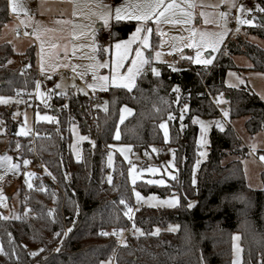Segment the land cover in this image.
<instances>
[{
  "label": "trees",
  "instance_id": "obj_1",
  "mask_svg": "<svg viewBox=\"0 0 264 264\" xmlns=\"http://www.w3.org/2000/svg\"><path fill=\"white\" fill-rule=\"evenodd\" d=\"M257 6L264 8V0H256L254 23L230 34L213 64H189L176 71L164 64L158 76L142 72L131 91L110 87L108 111H94L96 126L90 125V96L70 93L67 103L62 94L53 97L57 119L35 126V152L48 172L37 173L33 187L23 190L19 218H0V264H231L235 231L241 236L243 264H264V171L263 186L255 190L247 184L241 159L225 161L230 154L248 153L232 126L211 128L208 158L199 168L196 183H192L198 150V126L193 117L220 114L211 95L228 96L229 117H246L248 133L264 131V100L249 87L225 83L229 69H242L234 63L237 55L251 60L250 69L264 72V48L249 40L251 35L264 39V12ZM9 20L8 1L0 0V33ZM135 26V21H113L108 33L98 32L97 44L108 47L125 39ZM15 54L11 43L0 44V93L15 95L17 88L34 92L38 79L36 47L29 46L18 65L10 64ZM97 54L106 57L110 51ZM177 86L179 92L174 91ZM124 104L131 106L133 113L120 125L121 140L143 152L154 145H170L177 166L175 179H168L166 185L140 182V190L160 195L178 193V207L143 205L134 208L131 220L124 215L127 208L121 199L127 207L134 206L127 165L116 156L113 167H108L109 146L116 141ZM185 105L188 108L181 120ZM169 112L174 119H168ZM0 117L14 136L16 124L8 110L0 108ZM163 119L170 123L167 144L160 128ZM71 122L78 123L90 138L83 143L81 160H75L70 150ZM15 141L11 140L9 147L15 146ZM25 141L26 155L34 157L28 150L32 136L27 135ZM192 198L196 203L188 208ZM172 223L179 224L177 231L167 229ZM133 224L143 234L129 235L121 245L114 235H101ZM156 228L161 230L153 235ZM31 248H39L35 256L30 255Z\"/></svg>",
  "mask_w": 264,
  "mask_h": 264
},
{
  "label": "rangeland",
  "instance_id": "obj_2",
  "mask_svg": "<svg viewBox=\"0 0 264 264\" xmlns=\"http://www.w3.org/2000/svg\"><path fill=\"white\" fill-rule=\"evenodd\" d=\"M21 4L22 9L15 14L12 15V19L9 20L3 27L0 33V44L3 42H9L13 45L15 56L10 60V64L18 65L20 64V57L23 51H25L29 46L37 43V68L42 73H48L49 77L45 79H37L40 82L39 92L42 95L37 94V89L35 86L34 92H31L29 95V102L20 103L16 100L15 95H9L5 93H0V97H10L11 99L7 103H0V108H5L8 110L10 119L16 124V134L13 136L10 133V130L3 125L2 119L0 117V156H8L11 157V161H0V176L3 178L0 179V192H2L3 196L6 198L2 203H0V214L3 217H11V218H19L21 213V202H22V192L25 189H30L28 185L25 183V177L23 175L24 172L33 173L34 175L29 177L28 180L32 184L33 187V178L37 173L43 174L44 172H48L45 165H43L39 161V157L35 152V126L38 122H52L57 119V107L54 106V99L57 95V92H61L62 99H64L65 103H67V98L70 93H83L87 94L92 98L94 92H99L101 95L97 98H92V105L94 110H100L102 112L108 111L109 108V95L108 91L110 87H114L109 83V86L106 89H101L100 87H96L95 89L89 88L88 85L93 83V72L91 68L88 66L95 63L92 57L95 56L96 60L103 62L104 60H109L111 65V56L114 49H111L110 45V55L106 57H99L97 52H93L90 45L93 43V37L89 34L88 28H94L95 30V39L97 42V34L99 31L102 33H108L110 31L111 22L115 20H111L109 26L105 27L102 20L95 19V22L92 23L91 20L86 18L83 15L73 16V0H61L64 3L62 16L55 19L51 23L53 25L50 28L53 30L46 32L41 23L38 25V29L35 31L39 35V39H37L36 35H30L27 31V35L18 33V28L26 29L24 24H21V20H25V17L22 18L20 15L25 12L26 3L22 0H18ZM75 2L80 5L77 9L78 12L87 13L89 9L84 7L87 3V0H75ZM137 0H118L112 6L109 5L105 0H98V3L108 5L114 8L121 4L125 3H136ZM167 3V0H165ZM195 4V7L188 8V5L185 3V0H176V3L179 4L182 8L193 13L192 24H183V23H166L162 18L159 25L155 23V20H152L155 24H151L148 22V27L152 29V32L155 28V34L158 37V43H154V37L152 32L149 34V48L145 49V56L149 58L150 63L145 65L143 72L151 71L152 67H155L159 74L162 71V66L164 64L169 65L172 69H180L189 64L199 65V66H209L213 64L219 53L222 49V46L225 44L226 39L230 34H236L237 32L232 30L231 25L232 22L229 17V13L231 11L237 10L238 16L243 19H251L254 23L253 11L254 7H256V0H225L224 3H221L220 0H192ZM234 4L235 7H231L230 5ZM218 5V7H214ZM243 6L244 11H239L240 6ZM251 9V11H247ZM99 11L100 9H95ZM30 10L27 9L26 15L29 14ZM175 15L168 14V19L170 20H183L186 17L183 16L182 12L179 9L174 10ZM211 13L212 15L207 18L212 21V23L205 24V17L201 16V12ZM219 12H226V23L224 19L218 18ZM71 21V23H63V21ZM60 21V23H58ZM43 22L42 19L38 21ZM73 24L82 25L84 27H77L75 29L76 32H84V35H77L73 37ZM41 25V26H40ZM246 26V24H243ZM195 27L198 31H222L226 27L228 29L227 35L224 37L223 41L219 45L218 49L215 52H212L211 49H203L202 50V58L207 59L209 57L212 58V63L209 65L204 64H195L192 63L191 60L186 59V57H195L196 49L189 48L186 45L190 42L188 39L190 36V30ZM34 32V31H33ZM163 33L164 35H161ZM33 37L32 39L30 37ZM182 38V39H179ZM127 39V38H125ZM196 39H199V36H196ZM249 40L253 43L258 44L262 48H264V39H261L257 36L251 35ZM41 41H43V52H41ZM116 42V41H115ZM113 42L112 44H114ZM53 44L56 45L55 48L51 47ZM75 46V47H74ZM138 45H133L135 48ZM175 49V50H174ZM159 51L161 52V56L159 59L156 58L155 53ZM149 54H151L149 56ZM134 55V53H133ZM41 56H43V71L41 70ZM234 63L238 68L242 69H229L226 74L225 83L231 87H249L255 93L259 95V97L264 100V72L252 70L251 60L245 55H237L234 56ZM125 65L130 63V59L124 62ZM75 68V71L73 70ZM127 68L120 69L121 73L126 72ZM229 73H234L235 75H229ZM38 74V72H37ZM98 75H110V67L109 68H100L97 70ZM153 74V73H152ZM137 78L135 80L134 87L136 85ZM243 81V83H241ZM59 85V87H56ZM133 87V88H134ZM132 88V89H133ZM23 89V88H22ZM26 90V89H25ZM217 106L219 107L220 114L214 118H207L201 116H195L198 120H203L206 122L208 126V130L205 133H201L199 123H195L198 126V140L206 141V143L201 142L197 143L198 150L196 160L193 165L192 172V180L195 178L197 181V174L201 164L207 160L209 153V135L211 128L213 126L217 127L216 122H219L220 127L218 129H225L228 125L232 126L236 131L237 135L240 137L243 146L248 149V153L245 156H237V155H228L225 161H229L231 159H241L245 178L247 184L252 189H261L263 186L261 173L264 171V160H261V156H264L262 152L264 150V131H260L254 135L248 133L245 127V119L246 117L234 118L231 119L229 117V110L227 107V101L223 96H219L217 101ZM216 101V102H217ZM131 109V113L124 112V117L126 120L133 113V108L127 104L122 105V108ZM121 109L119 115V125L117 130H119L120 134V125L121 122ZM187 111V109H184ZM224 111L228 112L227 117L224 116ZM44 117H54V120H44L37 119V116ZM184 115V114H183ZM165 123L170 141V123L168 119H163L161 123ZM160 123V124H161ZM22 129H26L28 131V135L32 136V141L28 146V150L34 152V157H29L26 155L27 150L25 149V140L27 135H21L20 132ZM116 130V132H117ZM162 133H163V129ZM69 131L71 134V143L70 150L72 156L75 160H81L83 155V143L86 140H80L81 136H87L84 134L76 122H71L69 126ZM34 132V133H33ZM116 135V134H115ZM88 137V136H87ZM164 138V133H163ZM16 140L15 146L9 147L10 141ZM87 140H90L88 137ZM165 141V140H164ZM167 142H165L167 144ZM19 144V147H17ZM131 146V148H127L126 146ZM114 147H110V151L112 153V164L111 166L108 163V167L111 169L114 165V161L116 156H119L127 165L128 179L129 182L135 191L140 192L141 196L144 197V200L137 203L136 197L134 195V206L130 207L134 210V208H138L140 206H148L155 208H176L180 205L181 197L178 193H171L166 195H160L156 192H143L140 190V182L149 184V180H160L164 179L166 185L168 183V179L172 178L176 174V163L174 158V153L172 147L170 145L160 146L154 145L147 152L137 151L133 148V146L127 142H124L120 138L111 145ZM253 146H255V150H253ZM124 148L123 154H121L120 149ZM155 148L157 151H153ZM109 151V152H110ZM203 152L204 156H200V153ZM17 154V155H14ZM147 153V155H146ZM127 157V159H125ZM27 159L30 161L28 165L23 164V160ZM169 161H172V164H169ZM199 161V164H197ZM9 163H19L20 169L19 171H9L8 164ZM134 166V167H133ZM149 168H157L158 172L152 173L146 171ZM132 170L131 175L129 170ZM195 169V171H194ZM168 173L172 175L169 176ZM132 176H136V183H132ZM108 178V175H107ZM150 185V184H149ZM158 186H163L159 184H155ZM31 187V188H32ZM173 194L178 198V204L169 205L162 204L159 201L170 199ZM150 196H155L156 200L149 201L147 198ZM189 203H192L194 206L196 203V199H189ZM173 228L177 231L179 229V224L172 223L167 229L169 230ZM159 229L160 228H156ZM156 229L154 231H156ZM158 232V233H159ZM238 237V239H234ZM1 247V245H0ZM39 248H31L32 252H37ZM243 250L241 245V236L240 232L235 231L232 234V261L231 264H243Z\"/></svg>",
  "mask_w": 264,
  "mask_h": 264
},
{
  "label": "snow or ice",
  "instance_id": "obj_3",
  "mask_svg": "<svg viewBox=\"0 0 264 264\" xmlns=\"http://www.w3.org/2000/svg\"><path fill=\"white\" fill-rule=\"evenodd\" d=\"M221 3H224L225 0H220ZM185 3L188 5V8H193L195 7V4L192 2V0H185ZM8 6L11 9V11L13 13H16L18 11H20L22 9L21 4L18 2V0H8ZM231 7H235L234 4L230 5ZM80 7V5H78L75 0H73V16H77V15H83L86 18H88L89 20L92 21V23L95 22V19H99L102 20L105 27L109 26V23L111 20H115L117 23L123 22V21H135L136 22V26H135V30L132 31L127 39H118L116 40V42L114 44H111L110 47L111 49H114V51L112 52V56H111V65L109 63V60H104L103 62H100L98 60H96V57L93 56L92 59L93 61H95V63L89 65L88 67L91 68L92 72H93V83L89 84L88 87L89 88H93L95 89L96 87H100L101 89H106L109 86V83L114 86V87H123L128 89L129 91L132 90V88L134 87L135 84V80L136 78L142 74L145 65H148L150 63V60L148 57L145 56V49L149 48V34L152 32V29L150 27H148V22L155 20V23L157 25L160 24L161 19L163 18L165 20L166 23H183V24H192V18H193V13L182 8L179 4L176 3V0H167V3L165 2V0H137L136 3H125V4H121L119 6H116L113 8L111 6L108 5H104L101 3H98V0H87V3L84 5V7H87L89 9V11L87 13L85 12H78L77 9ZM214 7H218V5L214 6ZM259 11L264 12V8H259ZM100 9L99 11H96L95 9ZM176 9H179L183 16L186 17L183 20H170L168 19V14H172L175 15V11ZM239 11H244L243 6H240ZM247 11H251V9H248ZM201 16L205 17L204 19V23L205 24H209L212 23V21H210L207 17L212 15L211 13H205V12H201L200 13ZM226 16L227 13L226 12H219L218 13V18L219 19H224L225 23H226ZM236 22L238 24H246V25H252L253 21L251 19H241L240 16H237L236 18ZM21 24H25L26 21L21 20L20 21ZM58 23H60V21H58ZM63 23H71V21H63ZM77 27H84L82 25H76L73 24V32L72 35L73 37L77 36V35H84V32H76L75 29ZM88 32L90 35H92L93 37V43L90 45V47L92 48L93 52H109L110 48L109 47H103L97 44L96 39H95V30L94 28L89 27L88 28ZM228 29L225 27L224 30L222 31H198L195 27H193L190 30V36H189V40L190 42L186 45L189 48H195L196 49V53H195V57H186V59H189L192 61V63L195 64H204V65H209L212 63V58L209 57L207 59H203L202 58V50L203 49H211L212 52H215L219 45L221 44V42L223 41L224 37L227 35ZM26 35L28 33H25ZM33 35L37 36V39H39V35L34 31L32 33ZM161 35H164L163 33H161ZM199 36V39H196V36ZM182 39V38H179ZM133 45H138L135 48H133ZM51 47L55 48L56 45L53 44ZM75 47V46H74ZM175 50V49H174ZM41 52H43V41H41ZM134 53V55H133ZM151 54H149L150 56ZM155 56L157 59L160 58L161 56V52L157 51L155 53ZM130 59V63L125 65V61ZM110 67V75H98L97 74V70L100 68H109ZM127 68L126 72L121 73L120 69L122 68ZM41 70L43 71V56H41ZM75 71V68L73 69ZM177 69L173 68V71H176ZM151 71L154 75H159V71L155 68L152 67ZM229 75H235L234 73H229ZM241 83H243V81H241ZM56 87H59V85H56ZM36 89H37V94L38 95H42L39 92L40 89V82L37 81L36 82ZM174 91L179 92V88L178 86L176 88H174ZM11 98L10 97H0V103H7ZM220 101L218 100L217 103H219ZM188 106L185 105L184 109H187ZM131 109H127L122 108L121 109V116H120V120L121 122L125 119L124 117V112H128L131 113ZM183 111L181 110V115H180V119L183 120ZM228 112L224 111V116L227 117ZM37 119H44V120H54V117H49V116H44V117H40L39 115L37 116ZM168 119L172 120L174 119V116L172 115L171 112L168 113ZM193 123H199L200 125V129H201V133H205L208 130V126L206 124L205 121L203 120H198L196 117H193ZM217 127H220L219 122H216ZM160 128L163 129V133H164V140L165 142L168 141L169 139V133H168V129L165 125V123H161L160 124ZM21 135H28V131L26 129H22L20 132ZM120 138V134H119V130H117L116 135H115V139H119ZM88 137L87 136H81L80 140H87ZM204 142L206 143V141H202V140H198L197 143H201ZM17 147H19V144H17ZM109 147H114V146H109ZM127 148H131V146H126ZM253 150H255V146H253ZM121 154H123L124 152V148L120 149ZM153 151H157L155 148H153ZM147 155V153H146ZM200 156H204V153L201 152ZM261 160H264V156L260 157ZM11 157L8 156H0V161H11ZM125 159H127V157H125ZM30 163L29 160L24 159L23 160V164L26 166ZM108 163L111 166L112 164V153L111 151L108 153ZM169 164H172V161H169ZM197 164H199V161H197ZM134 167V166H133ZM8 169L9 171H19L20 169V164L19 163H9L8 164ZM146 171L148 172H152V173H156L159 171V169L157 168H149ZM195 171V169H194ZM130 175L132 170H129ZM24 177H25V183L28 185L29 188L32 187V184L29 182L28 178L33 176V173H29V172H24L23 173ZM169 176H171V173H168ZM3 177L0 176V179H2ZM173 179H175L174 176H172ZM136 176H132V183L135 184L136 183ZM112 177L109 175L108 176V182L111 183ZM149 184H159V185H164L165 184V180L164 179H160V180H149L148 181ZM192 183L195 184L196 180L195 178H193ZM134 191V195L136 197L137 203H139L140 201L144 200V197L141 196L140 192L135 191V189H133ZM6 198L3 196L2 192H0V203H2ZM149 201L151 200H156L158 198H156L155 196H150L147 198ZM162 204H169V205H176L178 204V198L175 196V194H173V196L168 199V200H161L159 201ZM120 203L125 205V207L127 208V211L124 212V215L126 217H128V219H132V212L133 209L130 207H127L126 202L121 199ZM188 208H192L193 205L192 203H189ZM0 218H4L7 219V217H0ZM132 229L134 234H143L141 229L136 228L135 224L132 225ZM169 230H174L173 228L170 227ZM68 231H71V229H69ZM123 232V230L121 229V233ZM159 232V229H156V231L154 233H152L153 235L157 234ZM115 234V233H113ZM56 235H59V233H57ZM65 235H67V233H65ZM101 235H108V233L106 232H102ZM234 239H238V237L234 236ZM42 251V249H41ZM37 253L36 252H32L30 253V255L35 256ZM235 264V262H234Z\"/></svg>",
  "mask_w": 264,
  "mask_h": 264
},
{
  "label": "crops",
  "instance_id": "obj_4",
  "mask_svg": "<svg viewBox=\"0 0 264 264\" xmlns=\"http://www.w3.org/2000/svg\"><path fill=\"white\" fill-rule=\"evenodd\" d=\"M22 1L26 3V7H25V12H23L20 15V17L22 18L25 17L24 21H26V23L24 25L26 26V29H23V28H18V29H22L24 31L23 33L24 35L25 33H27V31H30L29 36L32 35L33 31H36L38 29V25L40 23L45 29V31L49 32L53 30V28H50V26L53 25L51 22L55 21V19L62 16V12H63L62 6L64 5V3H62L61 0H22ZM27 9L30 10L29 11L30 13L26 15ZM9 11H10V20H11L12 15L15 16V14L12 13L10 8H9ZM41 19L43 22L38 23V21ZM149 23L155 24L153 21H149ZM32 36L30 37L31 39L33 38ZM37 48L38 47H36V58H37ZM37 70L40 71L38 68Z\"/></svg>",
  "mask_w": 264,
  "mask_h": 264
},
{
  "label": "built area",
  "instance_id": "obj_5",
  "mask_svg": "<svg viewBox=\"0 0 264 264\" xmlns=\"http://www.w3.org/2000/svg\"><path fill=\"white\" fill-rule=\"evenodd\" d=\"M109 5H114L116 3L117 0H105ZM238 16V12L237 10L235 11H231L229 13V17H230V20L232 22V25H231V28L232 30L234 31H237V30H240L243 28V24H238L236 22V17ZM18 33L20 34H23L24 31L22 29H18L17 30ZM38 77L39 79H45V78H48L49 77V74L48 73H42L40 71H38ZM31 94V92H29L28 90H25V89H22V88H17L16 91H15V98L16 100H18L20 103H26V102H29L28 98H29V95ZM101 94L99 92H94L93 95H92V98H97L99 97ZM218 95H211V99L214 100V101H217L218 99ZM91 98V99H92ZM93 100V99H92ZM90 114L92 116V119L90 121V125L91 126H96L97 125V121H96V118L94 116V107L92 105V103L90 104ZM34 133V132H33ZM110 173H108V176H109ZM123 232L121 233V229H117V228H112L111 230L109 231H104L108 234H112L114 235L117 243L119 245L123 244L127 238V236L129 235H135L134 232H133V229L132 227H129L127 229H122ZM115 233V234H113ZM111 264H114V262H112Z\"/></svg>",
  "mask_w": 264,
  "mask_h": 264
},
{
  "label": "water",
  "instance_id": "obj_6",
  "mask_svg": "<svg viewBox=\"0 0 264 264\" xmlns=\"http://www.w3.org/2000/svg\"><path fill=\"white\" fill-rule=\"evenodd\" d=\"M60 94H61V92H57V95H60ZM225 99H228L227 95L225 96ZM55 111L57 112V110H55ZM15 132H16V130H15V128H13L12 134H15Z\"/></svg>",
  "mask_w": 264,
  "mask_h": 264
}]
</instances>
